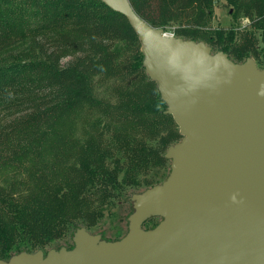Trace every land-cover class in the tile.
I'll return each instance as SVG.
<instances>
[{"label":"trees","instance_id":"1","mask_svg":"<svg viewBox=\"0 0 264 264\" xmlns=\"http://www.w3.org/2000/svg\"><path fill=\"white\" fill-rule=\"evenodd\" d=\"M215 1L235 26L205 28ZM130 2L236 62L258 52L235 30L247 17L263 35L264 0ZM143 57L128 18L102 0H0V258L87 228L167 177L182 135ZM106 83L114 94L101 95Z\"/></svg>","mask_w":264,"mask_h":264},{"label":"water","instance_id":"2","mask_svg":"<svg viewBox=\"0 0 264 264\" xmlns=\"http://www.w3.org/2000/svg\"><path fill=\"white\" fill-rule=\"evenodd\" d=\"M138 34L181 139L160 183L130 195L128 231L78 227L73 246L22 250L0 264H264V66L154 26L130 0H102ZM152 227H143L152 218Z\"/></svg>","mask_w":264,"mask_h":264},{"label":"rangeland","instance_id":"3","mask_svg":"<svg viewBox=\"0 0 264 264\" xmlns=\"http://www.w3.org/2000/svg\"><path fill=\"white\" fill-rule=\"evenodd\" d=\"M232 9L224 6L221 2L215 1V7L213 8V12L209 18L208 23L205 25V28L214 29L218 27L228 28L232 25L235 26V22L233 21L231 15ZM237 29L235 31L238 32L239 37H243L250 33L253 35L256 41V48L258 52L256 55H252L256 60L258 66H264V35H262L263 28H258L256 25L251 24V20L247 17H243L240 19L239 24L236 25ZM178 27L177 23H171L165 30L168 33L176 35V28ZM67 60V59H65ZM111 84L106 83L103 85H99V92L101 95L110 96L114 94ZM133 211L132 201L128 199H123L121 201H117L112 205H109L104 210V215L100 218H97L94 222L91 223L90 226L87 227L91 233H100L103 238L107 240H115L119 239L128 230V216ZM159 218L152 219L145 223L146 227H151L158 222ZM72 236L73 231L69 232L67 236L63 239L54 241L50 245L45 246L43 249L44 252L49 250L50 248H57L61 246H70L72 244ZM38 250V249H37Z\"/></svg>","mask_w":264,"mask_h":264},{"label":"flooded vegetation","instance_id":"4","mask_svg":"<svg viewBox=\"0 0 264 264\" xmlns=\"http://www.w3.org/2000/svg\"><path fill=\"white\" fill-rule=\"evenodd\" d=\"M259 67H260V66H259ZM132 204H133V203H132ZM159 220H160V218H159ZM159 220H158V222H159ZM158 222H157V223H158ZM128 223H129V222H128ZM145 223H146V222H145ZM145 223H144L143 227H146V226H145ZM157 223H156V224H157ZM154 225H155V224H154ZM146 228H149V227H146ZM127 231H128V230H127ZM126 233H127V232H126ZM126 233H125V234H126ZM125 234H124V235H125Z\"/></svg>","mask_w":264,"mask_h":264},{"label":"built area","instance_id":"5","mask_svg":"<svg viewBox=\"0 0 264 264\" xmlns=\"http://www.w3.org/2000/svg\"><path fill=\"white\" fill-rule=\"evenodd\" d=\"M171 34V33H170ZM263 35H264V32H263Z\"/></svg>","mask_w":264,"mask_h":264}]
</instances>
